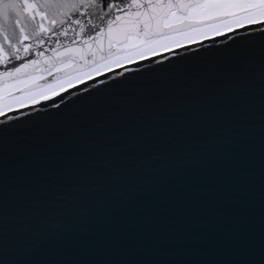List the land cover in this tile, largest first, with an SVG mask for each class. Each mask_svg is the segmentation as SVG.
I'll return each mask as SVG.
<instances>
[{
	"label": "water",
	"instance_id": "1",
	"mask_svg": "<svg viewBox=\"0 0 264 264\" xmlns=\"http://www.w3.org/2000/svg\"><path fill=\"white\" fill-rule=\"evenodd\" d=\"M216 39L0 121V264H264V39Z\"/></svg>",
	"mask_w": 264,
	"mask_h": 264
},
{
	"label": "snow or ice",
	"instance_id": "2",
	"mask_svg": "<svg viewBox=\"0 0 264 264\" xmlns=\"http://www.w3.org/2000/svg\"><path fill=\"white\" fill-rule=\"evenodd\" d=\"M0 18V66L5 69L0 72L5 92L0 97V121L12 124L26 106L51 101L49 106L57 107L56 96L63 104L61 93L73 86L82 85L69 96L87 93L97 83L106 86L110 75L87 81L116 68L136 76L141 67L159 63L158 56L168 59L171 52L180 59L197 43L210 47L204 43L210 38L213 45L221 37L220 43L233 44L250 35L264 39V0H0ZM70 31L74 35L66 45L61 38L68 39ZM46 44H59L64 51L53 47V55L45 58ZM73 53L80 54V61ZM79 62L88 70L67 78L54 74ZM134 62L137 68L132 71L127 66ZM47 77L52 80L37 83Z\"/></svg>",
	"mask_w": 264,
	"mask_h": 264
}]
</instances>
